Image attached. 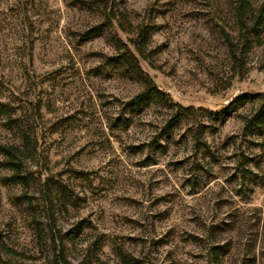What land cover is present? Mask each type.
I'll return each instance as SVG.
<instances>
[{
	"label": "rangeland",
	"instance_id": "rangeland-1",
	"mask_svg": "<svg viewBox=\"0 0 264 264\" xmlns=\"http://www.w3.org/2000/svg\"><path fill=\"white\" fill-rule=\"evenodd\" d=\"M249 1L241 73L238 0H0V264H264Z\"/></svg>",
	"mask_w": 264,
	"mask_h": 264
},
{
	"label": "trees",
	"instance_id": "trees-1",
	"mask_svg": "<svg viewBox=\"0 0 264 264\" xmlns=\"http://www.w3.org/2000/svg\"><path fill=\"white\" fill-rule=\"evenodd\" d=\"M260 15H256L253 10L252 5L249 0H238L236 15L238 18V25L240 29L239 40L237 42L228 41L229 50L231 53V57L233 62L238 65V69L244 72L245 67L242 63V56L245 57L252 50L253 41L258 37V27L262 26V13ZM113 21H117L118 27L120 30L127 34H134V30L137 31L138 40L131 42V45L134 47L135 52H132L127 45H125L121 40L116 42V49L119 52H125L120 61H122L131 72H133L139 79L142 78V73L140 71L139 60L136 57V54L145 59V49L147 45V40L149 38L148 29L143 26H139L133 29L132 24L129 22L127 17L124 14H115L112 18ZM129 30V31H128ZM156 97L160 98V93L157 92ZM161 99V98H160ZM187 109H184L186 112ZM249 128L254 127V123L251 122ZM16 151V150H15ZM14 150H8L7 155L10 157H14L16 153Z\"/></svg>",
	"mask_w": 264,
	"mask_h": 264
}]
</instances>
